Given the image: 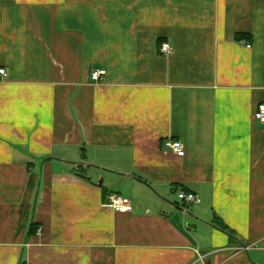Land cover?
<instances>
[{
    "label": "crops",
    "instance_id": "0c3cea01",
    "mask_svg": "<svg viewBox=\"0 0 264 264\" xmlns=\"http://www.w3.org/2000/svg\"><path fill=\"white\" fill-rule=\"evenodd\" d=\"M0 70V264H264V0H0Z\"/></svg>",
    "mask_w": 264,
    "mask_h": 264
},
{
    "label": "built area",
    "instance_id": "2783aa9c",
    "mask_svg": "<svg viewBox=\"0 0 264 264\" xmlns=\"http://www.w3.org/2000/svg\"><path fill=\"white\" fill-rule=\"evenodd\" d=\"M161 55L164 57L171 56L173 54V49L168 42H164L161 45ZM0 75L7 76L6 70H0ZM106 76V71L101 69H94L90 72V81L94 84L102 83L103 77ZM257 122L264 125V104L257 107L254 115ZM165 148L175 153L179 157H184L186 154L184 144L181 141H167L165 143ZM178 199L180 203L184 206L189 205H199L201 204V198L195 193H189L185 191H180L178 193ZM107 206L114 209L117 212H130L132 210V203L130 199L113 194L108 197Z\"/></svg>",
    "mask_w": 264,
    "mask_h": 264
},
{
    "label": "trees",
    "instance_id": "16d2710c",
    "mask_svg": "<svg viewBox=\"0 0 264 264\" xmlns=\"http://www.w3.org/2000/svg\"><path fill=\"white\" fill-rule=\"evenodd\" d=\"M213 223H214L219 229H221L222 231L232 233V231H231V232L229 231V229H228L227 226L222 222L221 219L215 217Z\"/></svg>",
    "mask_w": 264,
    "mask_h": 264
},
{
    "label": "rangeland",
    "instance_id": "374dc122",
    "mask_svg": "<svg viewBox=\"0 0 264 264\" xmlns=\"http://www.w3.org/2000/svg\"><path fill=\"white\" fill-rule=\"evenodd\" d=\"M177 197H178V194H177Z\"/></svg>",
    "mask_w": 264,
    "mask_h": 264
}]
</instances>
